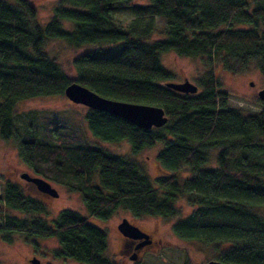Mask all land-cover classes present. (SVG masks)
Instances as JSON below:
<instances>
[{"label": "trees", "instance_id": "trees-1", "mask_svg": "<svg viewBox=\"0 0 264 264\" xmlns=\"http://www.w3.org/2000/svg\"><path fill=\"white\" fill-rule=\"evenodd\" d=\"M13 1L0 0V139L15 141L34 174L78 192L89 217L107 220L123 210L173 219L176 200L186 198L194 210L174 223L177 236L214 245L215 260L226 264H264V101L248 115L231 107L213 64L198 80L196 94L179 93L166 87L172 74L161 63V55L173 51L217 61L233 73L253 65L264 74V0H60L45 26L27 0ZM123 12L133 17L126 26L116 18ZM156 17L165 22L167 38L147 43ZM49 39L74 48L103 46L75 57L70 75L43 51ZM73 82L103 97L165 111L167 124L150 130L102 111L88 109L85 115L94 138L127 141L133 155L163 143L157 161L164 175L155 184L135 160L93 145L82 134L59 137L47 117V135L41 136L38 117L26 122L16 111L26 99L65 96ZM213 150H219L218 166L204 168ZM181 169L193 176L180 181ZM3 188L0 202L29 216H6V241L18 233L53 237L60 246L56 257L115 264L106 254V231L80 212L65 209L48 223L36 217L46 213L44 203L13 183Z\"/></svg>", "mask_w": 264, "mask_h": 264}, {"label": "rangeland", "instance_id": "rangeland-1", "mask_svg": "<svg viewBox=\"0 0 264 264\" xmlns=\"http://www.w3.org/2000/svg\"><path fill=\"white\" fill-rule=\"evenodd\" d=\"M12 5L16 4L13 0H6ZM37 12V20L45 26L52 18L54 8L59 5L60 0H27ZM138 4H148L150 0H134ZM116 18L125 26L132 20L129 12H123L116 15ZM63 27L67 30L73 29V23L63 22ZM165 22L156 17L155 29L152 36L146 40L152 43L157 40L167 38L165 34ZM101 44H86L82 47L74 48L65 41L58 39H49L44 45L43 51L62 66L70 75L75 74L72 66V60L91 50L97 49ZM107 52L113 53L115 47H107ZM217 61H210L204 57L190 58L180 56L173 51L161 55L162 65L172 74L171 81L178 83L188 79L191 83L197 85L198 80L202 79L210 70L212 64L215 67L214 72L221 81V90L229 94L230 106L242 111L244 115L253 114L261 110L262 103L258 97V92L264 88V74L251 65L248 69L233 73L224 70L217 65ZM253 83V86L251 85ZM16 111L24 116L27 121L38 117L39 133L45 132L41 136H46L43 117L52 123L56 128L58 136L63 134H82L84 139L100 146L110 153L122 157H129L135 160L143 169L149 180L155 184V180L162 175L157 161L158 153L164 148L163 143H156L154 146L145 148L136 155L131 153V146L127 141L117 143H107L94 138L89 132L85 115L89 108L81 104H74L65 96L35 97L21 101L16 106ZM24 121L21 120V123ZM45 130V131H44ZM56 134V135H57ZM54 137V136H53ZM81 143V141H78ZM219 150L210 152V162L204 165V168H215L217 164V155ZM239 154H236L238 156ZM23 172L33 176H38L27 167L21 160L17 145L14 140L0 139V197L3 196V185L5 182L13 183L29 197L40 200L46 206V213L36 215L37 218L44 219L52 223L59 213L65 209H73L87 217L91 224L104 229L107 233L108 248L107 256L115 264H206L209 260L216 257V248L214 245H205L196 241L183 239L176 235L173 225L181 219L189 217L194 210L186 198H178L175 202L177 216L173 219H164L163 217L142 215L136 216L128 211L119 210L107 220L89 217L87 210L78 192L69 190L67 187L51 182L58 190L59 197L51 198L41 196L31 190L24 180L20 178ZM180 181L193 176L190 169H181L177 173ZM40 177V176H39ZM94 182H97L96 179ZM28 185V186H27ZM4 201V200H3ZM7 215L17 217H29L19 211L8 210L2 203L0 209V264H28L29 259L36 257L40 264H82L71 259L56 257L55 250L60 248L56 238L53 237H27L22 233L13 234L12 241H6L1 228ZM123 218H127L147 234H150L155 244L147 246L142 250L141 258L138 262H132L123 257L117 250L120 249L121 239L117 225Z\"/></svg>", "mask_w": 264, "mask_h": 264}, {"label": "water", "instance_id": "water-1", "mask_svg": "<svg viewBox=\"0 0 264 264\" xmlns=\"http://www.w3.org/2000/svg\"><path fill=\"white\" fill-rule=\"evenodd\" d=\"M251 85L253 86V83H251ZM166 87L182 94H196L198 92L197 85L191 83L188 79L178 83L168 82L166 83ZM65 96L74 104H81L89 109L115 115L141 129L150 130L152 128H161L168 122V116L161 107L103 97L77 82H73L66 87ZM258 97L260 100L264 101V88L259 90ZM20 178L28 185L34 186L39 193L52 198L59 197L58 190L42 177L23 172ZM1 208L2 203L0 202V209ZM117 228L125 238L129 240H139L140 243L137 245V248H142L150 244V236L126 218L122 219ZM137 258V254H133L130 257V259L134 261L137 260ZM28 264H40V260L33 257L29 259ZM206 264L226 263L213 259L209 260Z\"/></svg>", "mask_w": 264, "mask_h": 264}, {"label": "flooded vegetation", "instance_id": "flooded-vegetation-1", "mask_svg": "<svg viewBox=\"0 0 264 264\" xmlns=\"http://www.w3.org/2000/svg\"><path fill=\"white\" fill-rule=\"evenodd\" d=\"M30 187H31V190L35 191V193H37L38 195L47 196V195H44L42 193H39L38 190L34 186H30ZM48 198H49V196H48ZM118 232H119V230H118ZM119 234H120L121 244H120V249L117 250V252L120 253L123 257L128 258L132 262H138L140 260V258H141L142 250L144 248H146L147 246H152V245L155 244V241L152 239L151 235L148 234L150 236V240H151L150 244L146 245V246H144L142 248H137V245L140 243L139 240H129V239L125 238L120 232H119ZM133 254H137V256H138L137 260H135V261L130 259V257Z\"/></svg>", "mask_w": 264, "mask_h": 264}]
</instances>
